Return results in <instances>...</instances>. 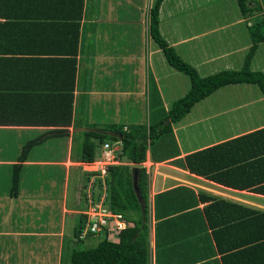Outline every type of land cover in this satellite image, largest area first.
<instances>
[{"label": "crops", "instance_id": "0c3cea01", "mask_svg": "<svg viewBox=\"0 0 264 264\" xmlns=\"http://www.w3.org/2000/svg\"><path fill=\"white\" fill-rule=\"evenodd\" d=\"M153 1L0 0V187L10 182L24 143L40 140L20 163L17 195L0 192V264H63L72 252L76 220L85 203L81 177L93 164L76 159L74 148L80 147L82 134L103 126L127 129L125 109H130L128 121L134 120L138 112L130 103L144 93L134 91L136 84L150 85L145 95L155 121L168 111L173 98L187 93L189 82L180 85L179 72L159 57L161 51L148 35ZM247 6L251 11L244 15L237 0H163L159 32L201 77L214 74L216 67L237 69L250 46L231 44L235 37L227 29L245 25L252 41L253 25L261 29L258 22L264 18L261 0H250ZM227 12L236 19L222 26ZM145 43L148 50L143 55ZM263 45H258L251 65L258 61ZM220 46L225 48L220 51ZM236 85H246L240 88L245 98L227 102L212 96L222 90L225 97L226 89L233 91L234 85L216 90L172 126L175 148L162 139L146 153L150 264H222L213 238L222 223L211 227L204 214L214 202L264 213L263 194L220 185L184 167L188 154L264 128V115L248 121L254 112L263 111L264 96L250 84ZM249 92L259 97L248 98ZM159 111L163 115H157ZM53 143L59 153L42 148ZM241 208L234 211L239 224ZM227 210L211 214L212 218L222 213L223 221L230 218ZM251 230L257 234L255 225ZM99 236L82 239L81 246L92 248ZM244 237L240 240L251 238ZM261 242L249 241L235 251L241 255L249 249L248 256H242L247 264H264V249L258 250Z\"/></svg>", "mask_w": 264, "mask_h": 264}, {"label": "trees", "instance_id": "16d2710c", "mask_svg": "<svg viewBox=\"0 0 264 264\" xmlns=\"http://www.w3.org/2000/svg\"><path fill=\"white\" fill-rule=\"evenodd\" d=\"M162 1L154 0L149 10L148 34L168 65L188 78L187 93L174 101L164 116L154 121L153 125L137 126L131 128L132 130L129 127L124 130L122 126H103L84 132L82 142L76 152L78 162L90 164L95 161V141L101 144L105 141H113L121 145V158L124 157L130 164L137 166L146 161V153L149 149H153L152 145L157 146L156 142L159 143L163 135L172 133L173 125L184 119L197 103L216 90L227 85L250 84L257 86L264 96V72L253 71L250 68L258 45L264 42V18L258 22L261 29L253 25L252 46L243 60L241 69L223 70L207 77H201L197 70L184 62L161 36L159 8ZM249 1L237 0L240 11L244 15L251 11L247 6ZM261 2L264 4V0ZM39 141H29L20 150L19 164L13 166L12 187L9 193L13 197L19 190L20 163L26 161L29 152ZM184 162V167L191 174L232 189L248 190L264 195V128L188 154ZM132 170L133 168L128 166H108L105 178L109 198L104 201L109 206L110 213L119 215L126 222L127 227L114 232L106 230L105 234L108 235L111 231L114 235L101 240L94 248L85 249L81 246L82 239L100 234L88 232L85 238L80 237L87 219L85 214H81L73 233L76 239L75 246L80 249L72 248L68 264H150L148 174L144 168H138V198L133 188ZM201 201L204 200L201 199ZM240 208L235 204L218 201L204 209L209 226L215 227L222 223V228L213 232L217 251L222 255V264H247L248 262L242 256L244 254L248 256L249 249L243 250L241 255L240 251L235 250L249 241H263L258 245V250L264 249V213L258 214L252 209L241 208L244 215H242V224H239L236 223L239 218L234 215ZM223 209H228L226 215L230 214L231 217L223 221L224 213H222L214 220L212 215ZM253 225H255L257 234L250 232L253 231L251 230ZM244 230L245 232L248 230L245 237L243 236ZM247 236L251 238L247 241L240 240L242 237L246 240ZM156 238V249L159 251L158 233H156Z\"/></svg>", "mask_w": 264, "mask_h": 264}, {"label": "rangeland", "instance_id": "374dc122", "mask_svg": "<svg viewBox=\"0 0 264 264\" xmlns=\"http://www.w3.org/2000/svg\"><path fill=\"white\" fill-rule=\"evenodd\" d=\"M260 16L263 17L264 15L263 14L262 15L260 14ZM235 19H236V16H232V13L227 12L225 14V17L222 18V21L219 24H222V26H223L226 23H228L229 21L231 22L232 20L234 21ZM245 27H246L245 25H238L237 27H233L231 30L227 29V31L229 33H232L233 36L235 37L234 41L231 44H233L234 46L236 44H237L236 46H238V45H245V44H248V47L249 46L250 47L252 46V41L250 40V36L249 35L247 37V31H246V28ZM109 31H110V29L107 30L106 33H108ZM221 33L222 32H218L217 35H219ZM210 36L212 37V35H210ZM149 37H150V35H149ZM206 38L208 39V37H206ZM151 43L153 44V47L155 49H158L157 46L153 43V41H151ZM249 43H250V45H249ZM223 44L224 43L222 42L221 45H223ZM263 47H264V45H263ZM141 48L143 49L142 50V54L144 55L145 51L148 50V48H146V43H145V46H142L141 45ZM224 48L225 47L220 46V51H222ZM159 57L162 60H165V58H164V56H163L162 53L159 54ZM142 65L144 66L143 62H142ZM235 66L237 67V69H241L242 68L240 66L238 67V65H235ZM144 68L145 67L142 68L143 73L145 72ZM250 68L253 71H261L262 68H264V48L260 52V56H259L258 61H255V63L253 65H251ZM217 69H218L217 67L214 68V72L213 73H216L215 71H220V70H217ZM237 69H231V70H237ZM154 70L155 71H158L156 68H154ZM179 74H180L179 76H180L181 79H179V80L177 78L176 79L180 83V85H182V82L183 83L189 82L188 81V78L186 76L182 75L181 73H179ZM149 86L150 85H148L146 87V85H145L144 82H142L141 85L140 84H138V85L136 84L135 85L134 91H137V92L143 91L144 93L141 96H140V93H138V96L132 98V101L130 103V104L133 105V108H135L134 109L135 112L136 113L138 112L134 116V120L128 121V119H129L128 117L130 115V109L129 108H127V110L125 109V113H126L127 119H126V122L124 124L127 127H129L130 129L131 128H135L137 126L147 127L149 125H153V123L155 121L154 120V117L150 118L152 114L150 113V109L147 106V99H146V95H145L146 92L149 89ZM244 86H246V85H234V88L235 89H233V91H232V89H230V90L226 89V91H225V97H223L221 95V93L223 92L222 90L219 92L218 95H216V94H213V95L211 94V95L214 96V97L216 96V98H218V99L226 100L227 102L228 101H231L234 98H239V97L245 98V96L243 94H241V92H240V88H243ZM249 87L250 88H253L258 93L260 92L259 91V88L257 86H255V85H250ZM236 91H238V93H236ZM234 93H236V94H234ZM260 94H261V92H260ZM247 97L248 98H251V99H254L256 97H259V94H256L254 92H249L248 95H247ZM173 99H174L173 101H176L177 100L176 98H173ZM223 100L221 102H225ZM151 105L153 106V103H151L150 106ZM218 105H220L219 102H217L216 104H214V107L216 108V107H218ZM211 107H213V105ZM121 108H123V107L121 106ZM159 110L161 111L162 109L159 108ZM160 111L157 114L159 116L163 115V112L160 113ZM249 114H252V111ZM263 115H264V109H263L262 112H260V114L257 113V112H254L253 115L250 116V118L248 119V121H249V123L250 122H253V121H256L258 118L262 117ZM109 117H110V115H109ZM116 117H117L116 119H120L119 116H116ZM238 117H239V120L237 122H240L241 117L240 116H238ZM242 117H243V115H242ZM191 120H195V114H193ZM121 125H123V124H121ZM192 138H193V136H192ZM161 139L168 140L170 142L169 148H172L173 149V148L176 147V143H175V140H174V138H173L172 135H170V134H167L166 135L165 134V135H163V137ZM181 140L183 141L182 138H181ZM81 142H82V138L79 139V141L77 142V144H81ZM108 142H110V143H108ZM156 143L158 144V142H156ZM25 144H27V142H25L24 145ZM95 144L97 146L96 147V158H95V161H94L95 163L93 165H89L88 167L84 168V171L86 172V174H84L81 177L80 186H82V190H81V192H82V198L85 201V203H83V207L81 208V212H82L81 214H87L86 215L87 217H89L91 219L98 220V219L103 218V216L105 214L104 212H102L103 210H105L106 213H110L109 212V206L107 205V203H105V201H104L103 204H102V200L103 199L109 198L108 186L105 183V178L107 176V168H108V166H110V165L111 166L112 165H114V166H117V165H119V166H128L131 169L132 168L134 169V167L144 168L146 170V173H148L147 172V168L149 167V165L143 163V164L134 166V165L130 164L124 157L121 158V156H120V154H121V145H120L119 142H113V141L112 142L111 141H107L106 142L105 141L103 144H101V143H98L97 141H95ZM106 144H108L109 146L105 148L104 145H106ZM155 146L156 145L154 144V145L151 146V148H155ZM42 148H54V152H57L58 151L57 153H59V149H60L59 147L55 146L54 143L51 144L50 146L49 145H47V146H44L43 145ZM55 148H58V150H55ZM77 149L78 148H74L75 154H76ZM39 150H42V149H39ZM111 151H112V153H111ZM60 153H62L61 150H60ZM103 153H107V154L104 155ZM58 155H60V154H58ZM106 155L108 157H105ZM112 156H114V160H112V158H111ZM107 158H109L108 161H107ZM104 163H108L110 165H107V168H106L105 172L102 173L101 166H103ZM48 170H50V169H48ZM57 170H58L57 172L60 173V170L58 168H57ZM12 174H13V171L10 173V176H9L10 182H7L6 184H4L3 186L0 187V192L2 194L7 195L9 193V191L11 190V187H12V176H13ZM79 179L80 178H78V180ZM56 183H57V181H55V184ZM0 185H2L1 182H0ZM4 190H7V192L4 191ZM14 199H19L20 200L22 198H14ZM260 205H262L264 207V204H260ZM107 218L108 217L104 216V219L105 220H109ZM111 220L114 221V219H111ZM76 222H78V220H76ZM69 225L70 226H68V228L70 229L71 228V224H69ZM150 225H151V220L149 218V220H148V226H150ZM108 228H105L104 232L99 233L100 236L92 241V245L96 243L93 247H95L101 240H103L105 238H110V237H112L114 235V233H111V231H110V234H108V235L105 234V232H106V230ZM150 230H152V227H151ZM151 235H152V233H150V236ZM73 237H72V241H71V243H72L71 248L75 247V249H78V248L80 249V247L75 246L76 239H75V237L74 238ZM47 258L49 259V261L50 260L51 261L53 260V256H51V255H48ZM63 264H68V259L67 258H66V261H63Z\"/></svg>", "mask_w": 264, "mask_h": 264}, {"label": "built area", "instance_id": "2783aa9c", "mask_svg": "<svg viewBox=\"0 0 264 264\" xmlns=\"http://www.w3.org/2000/svg\"><path fill=\"white\" fill-rule=\"evenodd\" d=\"M104 146L106 148L109 145L106 144ZM111 153H112V151H111ZM103 154L105 155L107 153H103ZM105 157H108V156L106 155ZM111 158H112V160H114V156H112ZM108 160H109V158H107V161ZM94 163L95 162H93V164ZM107 165H110V164L104 163L103 166H101L102 173L105 172V170L107 168ZM104 200L105 199L102 200V204H103ZM102 212H104L106 214V215L104 214V216L108 217L107 219H109V220H105L104 219V216H103V218L98 219V220L91 219V218L87 217L86 224L84 226V229L82 230V232L80 234V237L81 238H85L87 236L88 232H91L93 234L94 233L95 234H97V233L99 234L101 232H104L105 228H108V227L109 228L107 230H111L112 232L119 231V230H122V229H124V228L127 227L126 222L123 221L119 215H114V214H111V213H106L105 210H103ZM85 215H87V214H85ZM111 219H114V221H112Z\"/></svg>", "mask_w": 264, "mask_h": 264}, {"label": "water", "instance_id": "95a60500", "mask_svg": "<svg viewBox=\"0 0 264 264\" xmlns=\"http://www.w3.org/2000/svg\"><path fill=\"white\" fill-rule=\"evenodd\" d=\"M132 173H133V188H134V191H135L137 197L139 198V190H138V186H137L138 168H134L132 170Z\"/></svg>", "mask_w": 264, "mask_h": 264}, {"label": "clouds", "instance_id": "9594fccd", "mask_svg": "<svg viewBox=\"0 0 264 264\" xmlns=\"http://www.w3.org/2000/svg\"><path fill=\"white\" fill-rule=\"evenodd\" d=\"M124 130H126V128H123Z\"/></svg>", "mask_w": 264, "mask_h": 264}]
</instances>
